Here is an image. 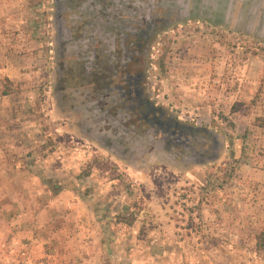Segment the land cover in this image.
Returning a JSON list of instances; mask_svg holds the SVG:
<instances>
[{"label": "rangeland", "instance_id": "1", "mask_svg": "<svg viewBox=\"0 0 264 264\" xmlns=\"http://www.w3.org/2000/svg\"><path fill=\"white\" fill-rule=\"evenodd\" d=\"M53 8L0 0V264H264V0L255 27L195 17L154 41V100L221 135L186 167L123 160L64 116Z\"/></svg>", "mask_w": 264, "mask_h": 264}, {"label": "flooded vegetation", "instance_id": "2", "mask_svg": "<svg viewBox=\"0 0 264 264\" xmlns=\"http://www.w3.org/2000/svg\"><path fill=\"white\" fill-rule=\"evenodd\" d=\"M259 0H52L57 106L121 159L172 166L217 159L221 135L168 113L151 92L159 33L195 17L255 27Z\"/></svg>", "mask_w": 264, "mask_h": 264}, {"label": "trees", "instance_id": "3", "mask_svg": "<svg viewBox=\"0 0 264 264\" xmlns=\"http://www.w3.org/2000/svg\"><path fill=\"white\" fill-rule=\"evenodd\" d=\"M136 214L129 213V214H118L115 216L113 223L115 225H120L124 227H132L136 222ZM217 248V245L215 246ZM256 249L261 251L264 250V234L263 232L260 233L256 237Z\"/></svg>", "mask_w": 264, "mask_h": 264}, {"label": "crops", "instance_id": "4", "mask_svg": "<svg viewBox=\"0 0 264 264\" xmlns=\"http://www.w3.org/2000/svg\"><path fill=\"white\" fill-rule=\"evenodd\" d=\"M4 12H5V10L4 9H0V46L5 42L6 43V38H5V35L3 34V33H1V31H3L4 29H5V25H4V23H3V20H2V15L4 14ZM3 60H4V58H3ZM6 61L8 62V64L6 65V66H4L3 67V69H1V70H5L6 72H10L11 71V68H12V66H11V59H10V57H9V55L7 54L6 55ZM9 80L11 81V80H13V79H11V77L9 76ZM10 94L9 93H6L5 94V96H9ZM6 111H7V108H6ZM2 168L3 167H1V173L3 172V170H2Z\"/></svg>", "mask_w": 264, "mask_h": 264}]
</instances>
